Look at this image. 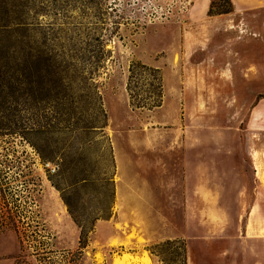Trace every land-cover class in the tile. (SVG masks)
Returning <instances> with one entry per match:
<instances>
[{
	"label": "rangeland",
	"instance_id": "obj_1",
	"mask_svg": "<svg viewBox=\"0 0 264 264\" xmlns=\"http://www.w3.org/2000/svg\"><path fill=\"white\" fill-rule=\"evenodd\" d=\"M0 40V264L264 258V0H0Z\"/></svg>",
	"mask_w": 264,
	"mask_h": 264
},
{
	"label": "trees",
	"instance_id": "obj_2",
	"mask_svg": "<svg viewBox=\"0 0 264 264\" xmlns=\"http://www.w3.org/2000/svg\"><path fill=\"white\" fill-rule=\"evenodd\" d=\"M0 44H1V40H0ZM14 61V65L15 66H24V64L30 62L31 60L27 59L26 56H18V57H14L13 59ZM11 56L9 54V52H6L5 54H0V92L4 91L6 88L8 87H12L14 88V90H19L20 86L24 84V82L19 79L18 76L14 75L13 73V78L4 75L10 71L11 66L9 64H11ZM4 73V74H3ZM9 74V73H8ZM9 77V78H6ZM14 129L12 130V133H22V126H23V121L19 120H15L14 121ZM19 129L21 130V132L19 131ZM4 131V127L3 125L0 123V135H2V132ZM22 136H24L22 134Z\"/></svg>",
	"mask_w": 264,
	"mask_h": 264
},
{
	"label": "bare ground",
	"instance_id": "obj_3",
	"mask_svg": "<svg viewBox=\"0 0 264 264\" xmlns=\"http://www.w3.org/2000/svg\"><path fill=\"white\" fill-rule=\"evenodd\" d=\"M112 264H150V259L146 255H144L142 258L124 255L114 258Z\"/></svg>",
	"mask_w": 264,
	"mask_h": 264
},
{
	"label": "crops",
	"instance_id": "obj_4",
	"mask_svg": "<svg viewBox=\"0 0 264 264\" xmlns=\"http://www.w3.org/2000/svg\"><path fill=\"white\" fill-rule=\"evenodd\" d=\"M255 264H264V258L262 260H257Z\"/></svg>",
	"mask_w": 264,
	"mask_h": 264
}]
</instances>
